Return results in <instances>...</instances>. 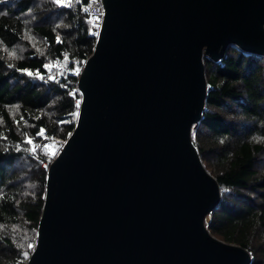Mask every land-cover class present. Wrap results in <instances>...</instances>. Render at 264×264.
I'll list each match as a JSON object with an SVG mask.
<instances>
[{"label":"water","instance_id":"1","mask_svg":"<svg viewBox=\"0 0 264 264\" xmlns=\"http://www.w3.org/2000/svg\"><path fill=\"white\" fill-rule=\"evenodd\" d=\"M101 2L26 264H250L205 224L220 190L191 128L206 101L204 57L264 56V0Z\"/></svg>","mask_w":264,"mask_h":264},{"label":"trees","instance_id":"2","mask_svg":"<svg viewBox=\"0 0 264 264\" xmlns=\"http://www.w3.org/2000/svg\"><path fill=\"white\" fill-rule=\"evenodd\" d=\"M74 1L59 8L0 0V264H26V243L36 239L47 176L41 163L53 160L39 133L63 145L76 125L81 96L68 70L85 63L97 36L84 10L90 0ZM55 59L60 83L46 76ZM203 64L207 95L191 140L220 190L205 224L213 237L247 250L250 264H264V56L230 47Z\"/></svg>","mask_w":264,"mask_h":264},{"label":"built area","instance_id":"3","mask_svg":"<svg viewBox=\"0 0 264 264\" xmlns=\"http://www.w3.org/2000/svg\"><path fill=\"white\" fill-rule=\"evenodd\" d=\"M84 10L89 16V20H90L92 27L95 29L94 35L97 36L99 28L102 24V19H103V14H104L101 0H90L89 3L84 7ZM53 64H54V72L50 74L47 73L46 76L50 81L55 82V83H60L62 82L61 72L64 69L62 67V64L58 62L57 59L53 61ZM83 65H81V68L75 67L73 69L68 70V74H71L72 76H75L76 78H78L82 71ZM45 144L46 146H50V147L55 146L52 141L51 142L47 141V143L45 142ZM62 146L63 145L59 146L57 144L58 152L61 150Z\"/></svg>","mask_w":264,"mask_h":264},{"label":"rangeland","instance_id":"4","mask_svg":"<svg viewBox=\"0 0 264 264\" xmlns=\"http://www.w3.org/2000/svg\"><path fill=\"white\" fill-rule=\"evenodd\" d=\"M50 2L56 6V7H59V8H68V7H71V5H73L75 3L74 0H60V2L58 3L57 0H50ZM77 67L81 68V65H77ZM39 137H43V141L40 143V145H46L45 142L47 143L46 141V138L44 135H39ZM54 143L55 146H51L52 148H48L47 151L48 152H45L48 157L50 158V155H53V159L55 158V156L57 155V152H58V149H57V140L55 141H52ZM34 141H32V143L30 144V146L32 147V150H35L36 147H37V144H34ZM52 145V144H51ZM59 146H61L60 144H58ZM34 146V147H33ZM46 149V148H44ZM60 150V149H59ZM34 153V152H33ZM50 164V163H49ZM48 161H42L41 163V167L43 169H46L48 168ZM34 243H35V238H31L29 241H27L26 245L28 246V248L30 250H32L33 246H34Z\"/></svg>","mask_w":264,"mask_h":264},{"label":"snow or ice","instance_id":"5","mask_svg":"<svg viewBox=\"0 0 264 264\" xmlns=\"http://www.w3.org/2000/svg\"><path fill=\"white\" fill-rule=\"evenodd\" d=\"M57 2L59 3L60 0H57ZM46 67L51 68L52 66H51V65H47ZM27 74L30 75V76L32 75V73H27ZM37 75H39V74H37ZM76 108H77V109L79 108V103L76 104ZM73 115H75V113H74ZM39 135H43V130H41V132L39 133ZM28 143L31 144L32 141L29 140Z\"/></svg>","mask_w":264,"mask_h":264}]
</instances>
